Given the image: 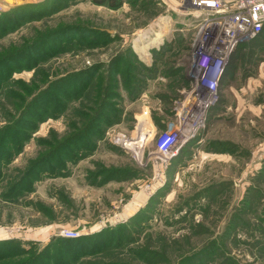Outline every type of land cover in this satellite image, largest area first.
Masks as SVG:
<instances>
[{"label": "rangeland", "instance_id": "obj_1", "mask_svg": "<svg viewBox=\"0 0 264 264\" xmlns=\"http://www.w3.org/2000/svg\"><path fill=\"white\" fill-rule=\"evenodd\" d=\"M45 1L0 0V13L23 4H40L33 12H41ZM123 1L110 10L91 0H60L46 16L0 35V57L43 37L28 59L0 68V128L26 130L20 151L1 166L0 194L8 177L49 159L71 132L69 123L82 104L97 105L89 91L92 83L101 84V92L106 84L112 86L113 93L105 95L118 109L109 115L107 110L96 124L95 149L78 141L61 150L63 155H52L54 165L66 153L78 155L66 161L63 173L58 174L63 171L59 165L50 175L35 174L13 201L0 197V257L5 256L1 250L14 248L5 244L9 240L25 251L0 264L28 259L72 264L76 254L66 255L58 242L67 238L65 232H73L74 239L102 243L109 238L105 243H112L111 249L81 260L144 264L131 252L149 249L156 260L151 264H181L184 256L216 242L223 256L210 264L224 257L236 264H264V30L256 44L239 52L235 70L219 87L217 108H210L205 127L191 140L196 142L183 151L189 141L167 162L158 182L155 140L175 120V102L186 89L170 70L188 75L193 38L206 13L196 10L193 0ZM69 26L79 28L48 37ZM122 51L126 54L120 56ZM131 61L142 71L136 75L134 99L127 97L121 75ZM81 89L83 95L73 97ZM42 103L46 110L52 104L54 113L40 121L33 112L27 114ZM61 105L64 111L57 110ZM107 115L112 123H106ZM140 130L151 134L141 160L117 142ZM83 150L89 152L79 155ZM120 240L124 243L115 247ZM40 256H47L48 263Z\"/></svg>", "mask_w": 264, "mask_h": 264}, {"label": "trees", "instance_id": "obj_2", "mask_svg": "<svg viewBox=\"0 0 264 264\" xmlns=\"http://www.w3.org/2000/svg\"><path fill=\"white\" fill-rule=\"evenodd\" d=\"M60 0H47L45 1L43 4L44 6H40V7H44L43 8H39L40 10L43 9L41 12H33V10L35 8H37L40 4H23V5H19V6H15V7H11L8 10H6L5 12L0 13V35L4 34L8 31H15L17 30V28L19 26H22L26 23L31 22L33 19H37L39 18V16H46L47 11H48V7L51 8H56L55 6L61 4L62 2H60L59 4H56V2H59ZM63 1V0H62ZM93 4L97 5V6H105L110 10H117L121 7V3H123V0H91ZM130 2H133V0H130ZM46 3V4H45ZM30 8V9H29ZM59 27V26H58ZM78 26H69V27H60L58 28V30H52L49 33H51L50 35H48V37L52 38V35H55L56 33L59 32H64L68 31V30H74V29H78ZM264 30V25L261 29V32L258 34V36L246 43H243L241 45H239L237 47V49L235 50V52L231 55L229 62L227 63L225 70H224V75L223 78L221 79V83L220 86L223 84V82L225 81V76L229 75L231 72H233L235 70V63L236 61H238L240 55L239 52L243 51L245 47H249L250 44H256L258 38L261 36L262 31ZM100 35V34H99ZM52 36V37H51ZM106 37V35H105ZM43 38V37H41ZM41 38L37 39L35 41V43H31L28 45H24L22 47H20L18 50H15L11 53H9L8 55H5L3 57H0V68H2L4 65L6 64H10L13 63V61L15 60H19V59H28V55L31 53L30 51H32L33 49L38 48L39 45H42V42H40L41 44H39V40H41ZM70 38V37H68ZM38 42V43H37ZM30 52V53H29ZM125 52H121L119 55H125ZM243 60V59H241ZM114 61H112L110 64H108V69L110 68L112 70V68L114 67ZM141 66V64H140ZM140 66H135L133 65L132 61L128 62V72L125 74H121L123 77V88L125 90V93L127 95V97L134 99V97L137 95L134 91L136 89L137 83L139 80H137L136 75H139L142 73L141 70H139ZM11 67V66H10ZM235 67V68H234ZM11 68H8V70H10ZM107 69V70H108ZM2 70V69H0ZM175 70H170L171 77L174 78H179L183 81L184 86H186V88L189 86L190 83V78L188 75H185V71H184V75L183 72L181 70V72H174ZM108 73V71H107ZM5 74L2 73V75ZM109 75V73H108ZM73 75H70L69 77H71ZM66 78V77H65ZM68 78V77H67ZM0 79V86L2 85V82ZM65 80V79H64ZM101 84L99 83H92L89 87V91L94 92V94L96 95V100H97V105H93V106H86L84 104L81 105L82 109H78L75 111V115L74 117L76 118L74 120V122L69 123V127L71 126V129L69 131H71L69 133L68 136L64 135L61 142L59 141L58 143H61L58 145V148L53 151L49 157L48 160H40L38 162H34L31 167L27 168L25 171L19 172L15 175L12 176L11 178L8 177L7 181L5 183V188L3 189V192L0 194V197L2 199H6L8 201H13L15 198H17V196L23 191L22 187L25 186V183L27 181H29L30 179H32L34 177L35 174H39L42 172H48L50 174H52L51 172L53 170H55V168L57 166H62L63 171L59 170L58 174H61L65 171V165H66V161H70L73 159V156L76 157L78 156L77 154H75V152L71 151L69 153L64 154V158L58 160H55V162L57 163V165H54L55 163H52V155L57 153L58 155H63V152L61 150H65V149H69L73 144H77L78 141H85L88 144L86 146H88L90 149H95L96 147V140L99 138V136H95V129H96V124L98 125V123H100L101 121H103V119L105 118V112L107 110H109V114H111V112L113 110H116V113H118V109L115 108L116 104L112 102V100L107 99V96L105 94H110L113 93L112 91L114 90L112 86H109L108 84H106L104 86V91L101 92V90L99 88ZM109 86V87H108ZM119 85H117L116 89L118 88ZM109 88V89H108ZM133 90V91H132ZM31 93V92H30ZM84 93V89H81L80 92H78L77 94H75L73 97H81ZM93 94V95H94ZM85 95V94H84ZM101 95V99L99 101V97ZM89 96V95H87ZM103 96H106V98L104 99ZM35 98V97H34ZM43 99H41L42 101ZM86 100L91 102L94 100L92 97H86ZM220 100H218V102L216 104H219ZM37 105H32L31 107H29V109L26 111L27 114L32 113L33 112V116H35L36 118H39V121L42 120L43 118H45V115H49V113H54L53 109L55 110L56 108L53 107V105L51 104V106L46 110L43 108V103L41 106H37ZM212 108H217L212 107ZM57 110L60 111H64V106L61 105L58 107ZM44 113V114H43ZM108 115L106 118V123H112L113 121L109 122L108 120ZM112 116V115H111ZM43 117V118H42ZM42 118V119H41ZM155 119V118H154ZM77 120V121H76ZM117 121V120H115ZM31 121L29 122V126L31 125ZM155 125H159V122H157V119H155ZM26 126V123H25ZM17 126H6L4 128H0V169L1 166L3 165V163H7L9 159H11V156L13 155V153H17L20 150V146L22 144V140L26 137V130L24 129H17ZM16 138H19L18 140H15ZM11 140H13L11 142ZM7 142H11V144L7 145ZM194 141L189 142L183 151H186V149L191 145L194 144ZM7 145V147H6ZM192 146V145H191ZM76 148V147H75ZM181 149V150H182ZM182 151V152H183ZM89 151L87 150H83L82 154L79 155H84L86 153H88ZM91 153V152H90ZM47 157V158H48ZM177 158V157H176ZM176 158H174V161H178L176 160ZM65 161V163H64ZM64 164V165H63ZM62 171V172H61ZM4 180V176L1 175V170H0V183ZM20 192V193H19ZM19 193V194H18ZM249 198H251V200L256 199V196L251 195ZM247 205H248V201H247ZM232 225H235L232 224ZM226 237H228V235H226ZM109 241V238L104 240V242L100 243L99 241L97 243H92L91 242V238L89 237H82V238H78V239H69V238H61L59 239V243L61 244L62 248L67 251L65 252L66 255H70L71 253L76 254L75 257H73L71 259V263L72 264H127V263H112V262H102L101 261H96L94 260H81L83 257H89V256H93L94 253H97L98 250L100 251H104L107 249H111L112 243L110 242V244H106ZM106 242V243H105ZM121 243H124L123 240H120L119 243H116L114 246L115 247H121ZM5 244H14V248L10 249V250H1L3 255L0 257V261H4L6 259L9 258H15V257H20L22 254L25 253L24 250H22L21 248H19L18 243L15 242L14 240H9L7 241V243ZM17 244L18 247H16L15 245ZM103 244V245H102ZM216 242H212L211 245V249H201L200 251L191 254L190 256H184L185 261L181 262V264H210L211 262H215L216 261V257H222L223 256V247H219L216 245ZM106 245V246H105ZM93 248V251L91 250ZM205 248V247H204ZM12 253V254H11ZM134 256L135 259L138 261H141V263L144 264H151L153 262H155L153 259L155 257V254L150 252L149 249H141V250H137V251H133L131 252ZM212 253V254H211ZM42 259L46 260V263H48L49 258H47V256H40ZM184 260V259H183ZM15 264H37L34 260L32 259H28V260H24ZM62 264H67V263H62ZM220 264H236V262L234 261V259L229 258V257H224L223 262Z\"/></svg>", "mask_w": 264, "mask_h": 264}, {"label": "built area", "instance_id": "obj_3", "mask_svg": "<svg viewBox=\"0 0 264 264\" xmlns=\"http://www.w3.org/2000/svg\"><path fill=\"white\" fill-rule=\"evenodd\" d=\"M193 4L206 15L192 42L187 71L189 86L175 102V120L155 140L158 163L154 178L158 182L167 162L205 127L206 114L218 101L221 79L231 55L239 45L255 39L264 25V0H193ZM140 124L137 120V126ZM150 136L147 130H140L135 137L117 142L141 160ZM63 236L74 238L76 235L65 232Z\"/></svg>", "mask_w": 264, "mask_h": 264}, {"label": "bare ground", "instance_id": "obj_4", "mask_svg": "<svg viewBox=\"0 0 264 264\" xmlns=\"http://www.w3.org/2000/svg\"><path fill=\"white\" fill-rule=\"evenodd\" d=\"M160 38V37H159ZM156 41V40H155ZM157 42H158V40H157ZM153 44V43H152ZM160 44V43H159Z\"/></svg>", "mask_w": 264, "mask_h": 264}, {"label": "water", "instance_id": "obj_5", "mask_svg": "<svg viewBox=\"0 0 264 264\" xmlns=\"http://www.w3.org/2000/svg\"><path fill=\"white\" fill-rule=\"evenodd\" d=\"M196 7V6H195Z\"/></svg>", "mask_w": 264, "mask_h": 264}]
</instances>
